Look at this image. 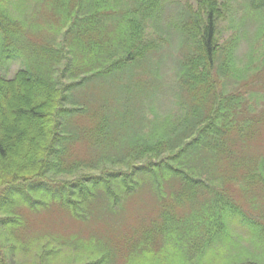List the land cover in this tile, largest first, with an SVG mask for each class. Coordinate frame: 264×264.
<instances>
[{"label": "trees", "instance_id": "trees-1", "mask_svg": "<svg viewBox=\"0 0 264 264\" xmlns=\"http://www.w3.org/2000/svg\"><path fill=\"white\" fill-rule=\"evenodd\" d=\"M21 1L25 0H20V6ZM168 1L47 0L67 16L72 28L78 27L72 48L80 54L59 76L51 70L54 65L34 64L12 77L0 75V264H10L21 255L28 256L30 264L112 263L113 250L94 242L74 243L71 252L50 236L19 242L12 231L24 224L21 209L30 206L39 211L58 203L83 218L88 217L92 199L100 194L108 211L116 212L146 182H152V191L164 203V186L170 179L181 185L174 203L178 205L185 196L186 201L199 204L198 213L194 208L189 220L180 222L175 212H165L143 233L144 244L131 246L126 264H199L216 244L228 241V228L237 213L236 196L258 192L264 196V153L249 154L250 144L264 126V110H255L258 93H264L255 84L258 77L264 80V61L260 64L258 57L264 58V52L257 51L259 40L264 42V25L251 45L249 64L239 67L236 48L240 38L231 34L224 40L221 29L222 23L233 18L231 0H192L173 23L172 34L180 38L185 52L176 74L178 111L163 119L158 114L148 118V111L142 114L144 109H140L147 124L139 125L120 112V121L134 131L126 136L127 148L109 150L106 136L100 141L101 133L93 132L94 139H88L97 151L96 162L103 161V167L92 170L95 162L90 166L85 161L69 162L67 143L73 135L66 118L76 112L68 107L73 91L95 79L125 74L158 52L162 41L150 39L148 29L161 18ZM3 9L0 66L16 56L10 30L14 15H6ZM247 11L262 21L264 0H248ZM223 77L238 87L245 84L250 95H232L227 84L221 86ZM91 116L98 119L95 113ZM105 116L100 115L99 125L107 120ZM253 160L251 168L247 164ZM198 168L207 171L199 173ZM217 168L223 170L218 175L213 173ZM74 175L79 176L55 182ZM199 224L206 228V240L194 246L193 233ZM2 244L6 247L1 248Z\"/></svg>", "mask_w": 264, "mask_h": 264}, {"label": "rangeland", "instance_id": "rangeland-1", "mask_svg": "<svg viewBox=\"0 0 264 264\" xmlns=\"http://www.w3.org/2000/svg\"><path fill=\"white\" fill-rule=\"evenodd\" d=\"M191 1L169 0L161 18L157 23L149 25L148 37L152 40L160 38L162 47L158 52L152 53L147 61L134 65L125 74L113 78L95 79L73 91V96L68 100V107L76 112L66 118L73 135L67 143L69 152L67 154L71 164L85 161L89 166L90 162H95L91 165L92 170L103 167V161L96 162L97 151L92 149L88 139H94L93 132L101 133L98 134L100 141L106 136L109 150L114 151L118 148L121 150L129 146L126 136L134 134V131L127 123L120 121V112L124 113L123 116L128 120L135 121L139 125L147 121L143 115L140 116L138 112L140 109H144L142 114L148 111V118L158 114L163 119L178 111V106L175 104L178 94L176 74L185 52L181 49L182 41L172 34L171 28L178 14L182 13ZM231 2L234 8L233 18L222 23L221 29L224 40L231 34H236L240 38L236 56L239 67L244 68L250 62L247 56L253 51L251 45L261 36H258V32L260 26L264 25V16H262L263 20L258 22L255 13L248 14V0H231ZM0 7H4L3 11L6 15L8 13L14 15L10 28L12 33H10L14 36L13 50L16 55L10 63L2 62L0 75L12 77L19 69L34 64L42 68L54 65V69L51 70L55 71V76H59L65 66H73L75 57L80 54L72 48L78 40L76 35L78 27L72 28L73 25L68 22L65 14L58 13L47 0H25L23 3L21 1V6L20 0H0ZM0 18L3 17L0 15ZM22 24L25 27L20 28ZM257 51L261 54L264 52L262 39L258 42ZM258 57L262 64L264 58ZM79 73L81 70H78L77 74ZM67 78L69 81L73 80L70 76ZM123 84L129 85L131 90L124 88ZM222 84H227V90H230L232 95L244 94L245 98L250 95L249 88L245 87V84L238 87L234 80L227 81L225 77L222 78L221 86ZM255 84L259 85L260 89L264 88V80L260 77L255 80ZM258 95L259 104H255H258L255 110H264V93ZM93 113L98 115V119L92 118ZM100 115L107 117L102 125H99ZM103 150L108 153L105 148ZM260 153H264V126L258 139L249 147V154L253 157ZM254 160L247 165L253 168ZM195 161H199L198 158L195 157ZM83 171L85 170L79 172L83 173ZM197 171L204 173L207 169L198 168ZM222 171L217 168L213 173L218 175ZM78 176L74 175L70 178L62 176L55 182L64 183ZM232 177L236 178V176ZM150 185L152 182H146L142 190L133 197L127 198L116 212L108 211L103 196L99 194L88 206V217L83 218H76L58 203H52L39 211L30 206L24 207L21 209L24 224L21 228L12 231L13 238H18L19 242L20 239H24L27 243V240L39 236H50L68 252L74 251V243L94 242L113 250L114 259L110 264L124 262L126 264L131 246L144 244L143 233L149 230L165 212L171 210L178 215L180 222H185L195 210L197 213L199 210V204L186 201L185 196L180 198L178 205L174 203L173 199L181 188L174 179L165 183L164 203L152 191ZM254 192L258 191L254 190ZM234 201L238 207L235 210L237 213L233 223L228 228L230 229L228 241L216 244L200 263L199 259H196V263L264 264V196L258 192L255 195L246 194L245 197L240 195V198L236 196ZM18 211L20 213V208ZM203 225L199 224L193 233L194 246L197 243L204 245L206 228L204 229ZM3 247L6 245L2 244L1 248ZM154 249H157V246ZM13 259L9 261L10 264H30L28 256L21 255L20 258Z\"/></svg>", "mask_w": 264, "mask_h": 264}]
</instances>
